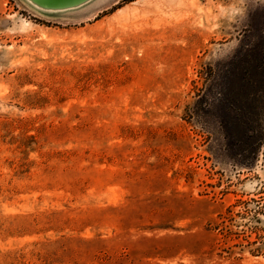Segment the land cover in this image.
<instances>
[{
	"label": "rangeland",
	"instance_id": "374dc122",
	"mask_svg": "<svg viewBox=\"0 0 264 264\" xmlns=\"http://www.w3.org/2000/svg\"><path fill=\"white\" fill-rule=\"evenodd\" d=\"M0 264H264V0H0Z\"/></svg>",
	"mask_w": 264,
	"mask_h": 264
},
{
	"label": "water",
	"instance_id": "95a60500",
	"mask_svg": "<svg viewBox=\"0 0 264 264\" xmlns=\"http://www.w3.org/2000/svg\"><path fill=\"white\" fill-rule=\"evenodd\" d=\"M29 11L37 16L56 20L86 10H98L111 0H19Z\"/></svg>",
	"mask_w": 264,
	"mask_h": 264
}]
</instances>
